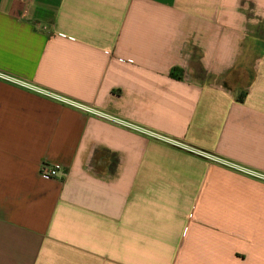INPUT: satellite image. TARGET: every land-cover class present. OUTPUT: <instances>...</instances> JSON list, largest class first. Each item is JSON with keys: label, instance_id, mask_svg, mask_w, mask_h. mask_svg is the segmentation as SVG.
<instances>
[{"label": "crops", "instance_id": "crops-1", "mask_svg": "<svg viewBox=\"0 0 264 264\" xmlns=\"http://www.w3.org/2000/svg\"><path fill=\"white\" fill-rule=\"evenodd\" d=\"M0 73L105 116L0 79V264H264V0H0Z\"/></svg>", "mask_w": 264, "mask_h": 264}, {"label": "built area", "instance_id": "built-area-1", "mask_svg": "<svg viewBox=\"0 0 264 264\" xmlns=\"http://www.w3.org/2000/svg\"><path fill=\"white\" fill-rule=\"evenodd\" d=\"M18 2H28L29 0H16ZM0 79L4 80V81H7V82H12V83H16L18 85H21L25 88H28L29 90H33L37 93H40L46 97H49V98H52L58 102H61L63 104H66V105H69V106H72L78 110H81L83 112H86V113H90V114H94L96 116H99V117H105L103 116V114L97 110H94L88 106H84V105H81V104H78L76 102H73L71 100H68L64 97H61V96H58L56 94H53L51 92H48L46 90H43L41 88H38V87H35V86H32L30 84H27V83H24L22 81H17V80H14L12 78H10L9 76L5 75V74H2L0 73ZM142 133L146 134V135H149L151 137H154V138H157L159 140H163L165 142H168V143H171V144H177L176 142L170 140L169 138H166V137H162L158 134H155L149 130H141ZM204 154V153H203ZM216 161L218 163H220L221 165L227 167V168H230L236 172H239L243 175H246L248 177H251L253 179H257V180H260V181H264V174L260 173V172H257L253 169H250L248 167H245V166H242V165H239V164H236V163H232V162H228V161H225V160H222V159H216ZM40 175L42 178L44 179H48V180H52V181H58L59 180V172H58V167H52V166H49V165H43L41 170H40Z\"/></svg>", "mask_w": 264, "mask_h": 264}, {"label": "trees", "instance_id": "trees-1", "mask_svg": "<svg viewBox=\"0 0 264 264\" xmlns=\"http://www.w3.org/2000/svg\"><path fill=\"white\" fill-rule=\"evenodd\" d=\"M244 99H245V95H241V96L239 97V101H240V102H243Z\"/></svg>", "mask_w": 264, "mask_h": 264}]
</instances>
